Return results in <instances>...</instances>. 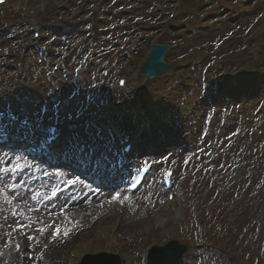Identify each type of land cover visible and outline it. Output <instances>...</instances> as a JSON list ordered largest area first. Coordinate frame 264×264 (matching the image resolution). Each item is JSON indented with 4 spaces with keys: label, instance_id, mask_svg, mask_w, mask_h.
Segmentation results:
<instances>
[{
    "label": "rangeland",
    "instance_id": "374dc122",
    "mask_svg": "<svg viewBox=\"0 0 264 264\" xmlns=\"http://www.w3.org/2000/svg\"><path fill=\"white\" fill-rule=\"evenodd\" d=\"M227 1H230L229 4L231 5L233 0H181L182 6L178 12L177 20L172 24L177 26L176 22L183 19L192 28L194 25L191 21L198 17L197 20L200 23L196 25H200L197 27L198 33L195 35L193 32L190 33L191 31H185L184 28L177 26L176 31L172 33L171 39H169V43H176V46L166 57L171 66L169 69L171 71L160 76L157 80L155 79L156 82L153 85L140 83L141 87L148 93L154 91L166 94L170 98L169 106L172 105L174 108L170 109L171 117H161V122L156 121L154 127L151 126V128L153 132L157 131L159 135L164 133L165 138L168 137L178 144H172L169 149L161 152L157 159L161 162L164 158L177 165L179 177L184 174L189 176L190 203L199 205L202 220L199 226L201 228L192 225L191 221L195 219L190 209L185 213V222L176 223L171 218L167 221L166 226L161 228L158 225L159 218L162 219L168 215L165 205L166 211H156L157 206H155L154 209L152 208L154 212L156 211L155 215L150 213L147 217L142 218L140 216L133 217L111 204L105 206L103 210H99L87 222H83L80 226L82 227L81 231L69 239L54 241L50 238L45 246L34 251L27 249V252L20 253L15 262L0 261V264H24V257H27L25 260L27 264H33L36 262V256L39 253L46 256L48 264H66L67 256L71 252L79 256V259L73 261L72 264H78L85 254L102 251L121 255L127 262L126 264H144L140 258L142 252H148L154 243L157 246H163L172 239H177L182 244L189 246L188 252L183 256L180 264H264V221L258 223L256 219L264 204V155L258 149L259 143L264 138V127L257 129L260 115H258L259 113L253 115V111H251L254 102H249L238 110L236 109L229 118V120L231 119L228 123L229 126L225 127L230 135L224 137V131L219 133L223 124L220 121L222 113L216 119L212 138L211 127L207 125L206 121L210 115L211 104L209 100L207 101L208 96L203 95L202 98L200 94V90L203 88L202 71L205 70L208 63H212L214 57L224 60L219 65L220 67L218 66L221 73L233 76L236 68L243 66L249 68V66L254 65L249 54L252 47L259 49L261 63L263 61L262 64L260 63L263 72L260 73L259 80L255 84L256 87L252 89L250 96H254V100H256L263 90L261 84L264 83V55L261 49L264 45V31H262L261 24L257 22V17L264 10V0H245L244 9H239L233 17H226V14L221 11ZM18 2L20 5H28L29 11L32 12L31 15L35 16L34 0H18ZM186 3L193 6L185 8ZM153 4L164 10L169 6V1L72 0L69 7L74 8L75 15L69 16L66 7L63 12L59 13V20L45 21L41 24L42 28L46 27L47 29L43 32L45 39L39 44L47 46L53 56L48 61H44L36 51L30 50L37 44L32 43L21 54L24 61L20 62V58L19 62L14 64V66L24 65L25 69L31 72L29 84L37 89V97L41 100V104L38 106L21 107L20 110L23 115L32 117L43 124H49L51 123L50 119L53 118L55 98L60 97L61 99L63 97L69 103L66 113V117L70 120L69 130L77 129L87 134V119L80 120L79 116L92 109L85 94L89 91L92 81L87 83L84 81L86 84L84 91L78 93V86L72 79H60L58 81L51 78L50 71H53L55 63L64 61L63 58H60V54L56 55L55 46L58 44L54 45V43L57 41L60 43L61 46L58 47L61 53L66 54L67 52L65 37L59 34L52 35L53 31L60 29V33H64L67 28L61 25L60 21L63 18H68L71 22L69 29H71L72 34L82 38L87 13L95 11L97 19L96 36L90 41L91 46L93 41H96L95 47L99 55L89 56V58L94 59L97 64L102 57H105L101 63L95 66V69L105 65L108 63L107 61L115 63L116 61L112 60L115 55H117L118 61H122L120 59L122 56L120 45L124 44L125 41L128 42L126 40L128 33L131 35L128 38L130 40L125 47V52L128 53L132 47L139 45V37L147 35L146 42L143 41L144 45H142L143 42L141 43L144 46L142 54L147 56L150 41L148 36L152 35L151 43L154 34L156 35L157 30H159L158 22L162 17L153 8ZM211 9H215L212 10L214 12H211ZM51 10L49 8L50 15H54ZM134 16L144 18L143 24L138 25L135 29L133 26L127 33L122 32V29L119 28L121 19L126 18L133 22ZM14 20L17 25H20L19 19ZM6 22L0 19V47H4L5 43H10V45L12 43L9 41L11 28ZM251 23L254 25L248 33L247 27ZM50 25L53 28L51 30L48 29ZM114 26H117V29H114ZM170 27L169 24L164 28V35L169 34ZM193 29L195 30V28ZM254 31L262 32L259 36L254 37L252 36ZM226 37L229 39L224 42L222 38ZM243 40L248 41V45L245 47H242ZM221 41H223L222 45L220 44ZM13 46L14 44L9 47L13 48ZM84 51L89 54L86 49L80 50L76 57L82 58L83 55H86H80ZM70 59L66 60L65 63L70 65ZM241 59L247 61H239ZM9 61L12 62V60ZM83 65L85 64L83 63ZM130 65L132 70L137 68L136 64L130 63ZM129 74L134 79V85L135 82H140L135 73L129 72ZM6 76V82L0 88L2 107H5L6 97L13 91L10 89L9 83L17 80L11 69L7 71ZM85 76L87 77V74ZM180 77L186 79V84L189 86L187 90L177 91L174 89V85L179 83L181 86L185 85ZM71 101L73 102L72 105H70ZM259 112L262 113L261 120H263L264 108L262 111L259 109ZM166 124L168 127L165 126ZM240 124L245 125L246 134L242 142L234 143L231 132ZM223 138L225 139L222 140ZM234 145L237 146L234 149L238 151L227 150L233 148ZM182 146L195 150L197 161L194 165H190L186 161L188 151L180 154ZM106 148L110 149L107 146ZM170 149L172 151L168 152ZM243 152L248 154L249 167L247 169L249 171L247 170L248 172L235 182L231 178L229 168L224 163H226L227 156L230 157L229 155H231L232 159L235 160L241 157ZM211 153L218 154L221 161L219 166L220 164L222 166H220L222 177L217 183L213 182V177L208 172L207 157ZM15 154L11 151H0V157L4 158L6 165L16 163L17 156ZM18 154L21 158L24 157L22 153L18 152ZM47 180L46 172L36 168L29 170L22 177L17 176L16 173L0 174V248L5 244V237L10 234L19 235L27 242L28 235L41 234L40 229L46 228L48 231L47 238H49L50 230L48 228H52L58 223L61 216L57 222L47 223L48 221L40 217L31 220V217H36L35 214L27 215L28 203L40 204L44 196H51L53 193V186ZM73 211L77 213L86 212L85 209H78L79 212ZM184 223L186 225L182 227ZM196 245L202 248H196ZM209 246L218 248L223 256L211 254L208 250Z\"/></svg>",
    "mask_w": 264,
    "mask_h": 264
},
{
    "label": "bare ground",
    "instance_id": "6f19581e",
    "mask_svg": "<svg viewBox=\"0 0 264 264\" xmlns=\"http://www.w3.org/2000/svg\"><path fill=\"white\" fill-rule=\"evenodd\" d=\"M56 177L66 179L64 174H56ZM49 183L51 182L49 181ZM97 197L98 193L89 190L80 182H76L74 186V192L70 198L60 199L56 196L52 197V195L51 197L49 195L44 196L40 204H32L31 202L28 203L29 208L27 215H36V217H31V220H35L36 218L40 217L44 218L48 222H56L59 217L58 209L59 207H62V209H66L67 212H69L71 218L83 224V222H87L101 209L100 204L97 202ZM162 207L160 208V211L163 210ZM72 209L77 211L78 209H85L87 215L82 218L81 216H78L79 214L76 212L72 214Z\"/></svg>",
    "mask_w": 264,
    "mask_h": 264
},
{
    "label": "water",
    "instance_id": "95a60500",
    "mask_svg": "<svg viewBox=\"0 0 264 264\" xmlns=\"http://www.w3.org/2000/svg\"><path fill=\"white\" fill-rule=\"evenodd\" d=\"M169 49L168 46L158 45L154 50L151 60L145 64L141 74H145L148 78H154L160 72L166 70L168 66L164 62V57ZM187 248L172 242L163 249L154 248L149 264H179L180 258L185 254ZM82 264H120L113 260V256L102 254L99 256H87Z\"/></svg>",
    "mask_w": 264,
    "mask_h": 264
},
{
    "label": "snow or ice",
    "instance_id": "6c2138e0",
    "mask_svg": "<svg viewBox=\"0 0 264 264\" xmlns=\"http://www.w3.org/2000/svg\"><path fill=\"white\" fill-rule=\"evenodd\" d=\"M20 157H16V163L7 164L3 157H0V174H9V173H16L22 169V166L19 164ZM78 179V178H77ZM77 179H73L69 181V183L75 184ZM114 199H119V194L117 193L116 196L113 197ZM46 228L40 229V231H45ZM61 229L59 226L56 228V235H59ZM64 234L67 235V230H64Z\"/></svg>",
    "mask_w": 264,
    "mask_h": 264
},
{
    "label": "trees",
    "instance_id": "16d2710c",
    "mask_svg": "<svg viewBox=\"0 0 264 264\" xmlns=\"http://www.w3.org/2000/svg\"><path fill=\"white\" fill-rule=\"evenodd\" d=\"M260 70V69H259ZM259 70H256V69H253L252 71H250L251 73H254L253 75V81H258L259 80V74L262 73L263 71H260L259 73ZM258 73V75H257ZM252 81V82H253ZM264 84V83H263ZM263 88H264V85H263Z\"/></svg>",
    "mask_w": 264,
    "mask_h": 264
}]
</instances>
